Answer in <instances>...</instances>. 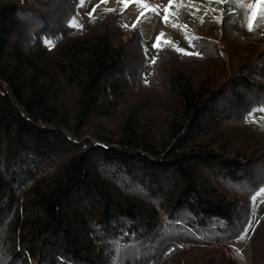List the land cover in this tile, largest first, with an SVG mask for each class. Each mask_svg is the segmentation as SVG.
<instances>
[{
  "label": "trees",
  "instance_id": "obj_1",
  "mask_svg": "<svg viewBox=\"0 0 264 264\" xmlns=\"http://www.w3.org/2000/svg\"><path fill=\"white\" fill-rule=\"evenodd\" d=\"M78 2L0 0V264H240L221 243L264 188V131L246 119L264 107V43L205 18L199 55L162 48L144 77L139 31L113 13L72 29ZM210 54L202 77L175 66ZM232 121L250 149L216 134ZM262 241L264 221L250 264Z\"/></svg>",
  "mask_w": 264,
  "mask_h": 264
},
{
  "label": "rangeland",
  "instance_id": "obj_2",
  "mask_svg": "<svg viewBox=\"0 0 264 264\" xmlns=\"http://www.w3.org/2000/svg\"><path fill=\"white\" fill-rule=\"evenodd\" d=\"M253 2L254 0H237L236 3L228 2L217 5L215 3H210L209 0H174L173 6L170 8L171 15L169 17V22L166 24L163 22L162 18L165 15L164 8L168 6L169 0H142V3L146 4L147 8H142L140 4L136 3V0H129L127 7L122 3V0H83L82 3L81 0H79L75 11L68 19L67 25H69L72 18H75L78 27L70 28L78 29L85 23H92L108 13L118 15L123 26L135 29L139 31L141 35L142 47L146 60L144 72V77H146L151 70L153 58L156 57L158 52L153 48L157 36L161 33L164 34L161 37L160 49L170 48L176 51V49L179 48L186 52H195L191 40L195 38V27L201 24L205 18H212L219 24L222 16L228 14L234 22H237L239 26L237 32L239 35L244 36L260 47L264 43V24H260V22L257 21L253 31H249L247 28V17L250 13V9L247 5ZM93 9H95L94 12ZM89 12L93 13L91 17L88 15ZM141 13H143V15H141ZM217 17H220V19L217 20ZM165 41L168 43H165ZM229 41L228 43L225 41L228 48L227 50L231 51V53L232 51L233 53L237 52L236 58L239 57V55H244V51L252 53L251 48L238 47L231 40ZM217 48L219 47L217 46ZM220 56L226 59L221 50L217 57L219 58ZM209 57L203 62L189 61L187 63H175V66H180L181 69L185 70L187 73L197 71L198 77H202L206 73L204 69L209 68L207 70H211L216 67L212 65V54H210ZM216 60L217 59H215V61ZM165 67V65L160 66L158 71L164 72L167 69V67ZM160 90L150 93L142 91L132 92L130 94L132 96L131 101L134 100L136 103L144 97H151L154 99V97L160 95ZM158 103L159 102L156 101L157 105ZM262 109H264V107L254 110L247 117V121L256 123L258 127L264 131V111H262ZM151 111V115L155 120H158V116H163V112L160 108L159 110L152 108ZM216 134L220 136L224 135L225 137L231 135L227 137L229 139L224 138L229 142L231 148L240 147L242 143L246 148L248 147L247 149L251 148V139L247 138L244 131L237 129L236 122L234 121L229 123V127L222 126ZM230 138L233 141L230 140ZM242 139H244V142L241 141ZM260 221H264V188H262L253 199L252 218L247 227L245 238L243 240L237 238L232 242L224 241L221 243L229 249L232 256L237 259L240 264H250L249 238L253 229ZM262 243L264 244V241H262ZM237 250L239 254H237Z\"/></svg>",
  "mask_w": 264,
  "mask_h": 264
},
{
  "label": "snow or ice",
  "instance_id": "obj_3",
  "mask_svg": "<svg viewBox=\"0 0 264 264\" xmlns=\"http://www.w3.org/2000/svg\"><path fill=\"white\" fill-rule=\"evenodd\" d=\"M83 2V0H81V3ZM210 3H215L217 5H222L228 2L231 3H236L237 0H209ZM122 3L125 5V7H127L129 0H122ZM136 3L140 4V6L142 8H147L146 4L142 3V0H136ZM174 0H169V4L167 7L164 8V13L165 15L163 16V22L164 23H168L169 22V17L171 15L170 13V8L173 6ZM247 7L250 9V13L247 17V28L249 31H253L254 27L256 26L257 21L260 22V24H264V0H254L253 3L248 4ZM198 10V9H197ZM95 11V9H93V12ZM111 11V10H109ZM92 12H89L88 15L91 17L92 16ZM141 15H143V13H141ZM217 20L220 19V17L216 18ZM139 20V17H138ZM69 27H78L77 22L75 20V18H72V20L69 22ZM175 26V25H174ZM186 27V26H185ZM164 34L161 33L159 36H157L156 38V42L153 44V48L156 49L158 52L160 51V43H161V37ZM195 39V38H193ZM49 43H51V41H49ZM165 43H168L167 41H165ZM177 52H179L182 55H186V56H193V55H199V53L196 52H186L183 49H176ZM156 62V59L153 58V63ZM262 111H264V109H262ZM247 119V118H246ZM247 233V228L244 230V233L241 234L238 239L243 240L245 238V235ZM237 254H239V251L237 250Z\"/></svg>",
  "mask_w": 264,
  "mask_h": 264
}]
</instances>
